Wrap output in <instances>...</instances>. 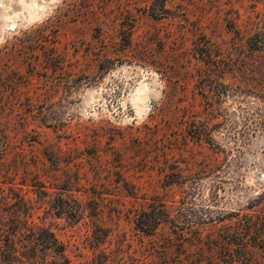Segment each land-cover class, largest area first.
I'll return each instance as SVG.
<instances>
[{
  "label": "rangeland",
  "instance_id": "374dc122",
  "mask_svg": "<svg viewBox=\"0 0 264 264\" xmlns=\"http://www.w3.org/2000/svg\"><path fill=\"white\" fill-rule=\"evenodd\" d=\"M0 264H264V0H0Z\"/></svg>",
  "mask_w": 264,
  "mask_h": 264
},
{
  "label": "trees",
  "instance_id": "16d2710c",
  "mask_svg": "<svg viewBox=\"0 0 264 264\" xmlns=\"http://www.w3.org/2000/svg\"><path fill=\"white\" fill-rule=\"evenodd\" d=\"M60 249V248H59ZM61 250V249H60Z\"/></svg>",
  "mask_w": 264,
  "mask_h": 264
}]
</instances>
